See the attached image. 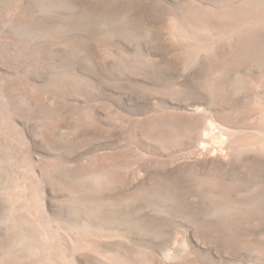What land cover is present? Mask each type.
Segmentation results:
<instances>
[{"label": "rangeland", "instance_id": "374dc122", "mask_svg": "<svg viewBox=\"0 0 264 264\" xmlns=\"http://www.w3.org/2000/svg\"><path fill=\"white\" fill-rule=\"evenodd\" d=\"M0 257L264 264V0H0Z\"/></svg>", "mask_w": 264, "mask_h": 264}, {"label": "bare ground", "instance_id": "6f19581e", "mask_svg": "<svg viewBox=\"0 0 264 264\" xmlns=\"http://www.w3.org/2000/svg\"><path fill=\"white\" fill-rule=\"evenodd\" d=\"M219 19V18H218ZM253 21V20H252ZM233 32V31H232ZM161 38V37H160ZM208 56V55H207ZM149 63V62H148ZM260 72V71H259ZM237 73V72H236ZM199 74V73H198ZM240 74V73H239ZM236 75V74H235ZM232 81V80H231ZM231 84H233V83H231ZM234 87V86H233ZM229 96V95H228ZM214 112V111H213ZM212 112V113H213ZM173 122V121H172ZM227 126V125H226ZM231 126V125H230ZM228 130V129H227ZM216 133V132H215ZM235 138V137H234ZM223 140V139H222ZM205 141V140H204ZM221 142V141H220ZM223 143V142H222ZM259 143V142H258ZM209 144V143H208ZM214 144V143H213ZM260 144H262V142L260 143ZM207 145V144H206ZM205 145V146H206ZM254 146V145H253ZM209 147V146H208ZM253 148V147H252ZM206 150V149H205ZM216 150V149H215ZM222 151V150H221ZM206 152V151H205ZM209 152V151H208ZM224 153V152H223ZM208 167V166H207ZM234 167V166H233ZM223 168V167H222ZM247 171V170H246ZM230 172V171H229ZM245 177V176H244ZM226 180V179H225ZM227 182V181H226ZM240 182V181H239ZM248 182V181H247ZM225 183V182H224ZM234 193V192H233ZM202 203V202H201ZM246 207V206H245ZM217 213V212H216ZM57 230V229H56ZM68 231V230H67ZM65 234V233H64ZM72 234H73V232H72ZM50 236V235H49ZM110 239V238H109ZM92 247H93V245H92ZM51 252V251H50ZM14 255V254H13ZM17 256V255H16ZM3 258V257H2ZM0 259H1V257H0ZM18 260H20V259H18ZM1 261V260H0ZM84 261V260H83ZM25 262V261H24ZM27 262V261H26ZM39 262V261H38ZM10 263V262H9ZM4 264V263H3ZM22 264V263H21Z\"/></svg>", "mask_w": 264, "mask_h": 264}]
</instances>
